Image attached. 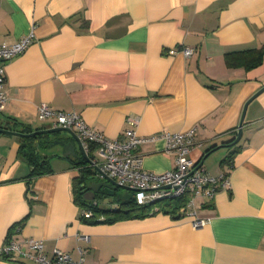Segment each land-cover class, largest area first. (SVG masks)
Returning a JSON list of instances; mask_svg holds the SVG:
<instances>
[{
	"label": "crops",
	"instance_id": "0c3cea01",
	"mask_svg": "<svg viewBox=\"0 0 264 264\" xmlns=\"http://www.w3.org/2000/svg\"><path fill=\"white\" fill-rule=\"evenodd\" d=\"M30 31L31 44L5 64L1 127H53L37 117L41 103L77 112L109 138L130 127L150 135L195 126L191 156L230 184L196 198V215L208 218L199 227L163 211L87 222L75 200V158L54 142L62 133L42 134L48 146L33 138L50 166L34 177L21 136L0 133V248L12 239L26 250L36 238L47 257L59 248L78 260L82 249V264H264V58L249 68L225 59L264 47V0H0V42ZM136 150L146 170L174 165L162 138ZM0 264L34 262L0 254Z\"/></svg>",
	"mask_w": 264,
	"mask_h": 264
},
{
	"label": "built area",
	"instance_id": "2783aa9c",
	"mask_svg": "<svg viewBox=\"0 0 264 264\" xmlns=\"http://www.w3.org/2000/svg\"><path fill=\"white\" fill-rule=\"evenodd\" d=\"M33 41V33L21 37L16 42L7 44L0 42V110L7 103L5 91V64L14 55L24 51ZM185 56L192 53L190 47H182ZM170 53L174 49L169 50ZM40 120L51 119L52 126L71 129L80 140L83 150L90 156L92 168L100 175L113 178L118 183L132 189V198L138 205L154 204L160 199H169L189 195L179 214L192 216L191 225L199 227L208 222V218L198 217L195 206L197 197L212 198L220 187H228L230 182L226 172L218 175L209 174L198 161L191 156L195 145L196 127L181 131L163 130L150 135H139L135 129L126 128L116 138H109L102 132L88 125L75 111L56 109L47 103L37 107ZM135 124V119H130ZM157 138L164 140V151L174 155V165L162 172H153L143 168L142 156L137 147L145 141ZM169 185V187H165ZM154 209H157L154 206ZM81 214L91 217L90 209L81 210ZM81 239L87 241V236ZM26 250H22L16 240L8 239L0 248V254L9 259L17 257L31 258L34 264H82L83 250L79 248L81 257L74 260L69 253L57 248L47 257L41 239H26ZM30 251L34 253L31 254Z\"/></svg>",
	"mask_w": 264,
	"mask_h": 264
},
{
	"label": "trees",
	"instance_id": "16d2710c",
	"mask_svg": "<svg viewBox=\"0 0 264 264\" xmlns=\"http://www.w3.org/2000/svg\"><path fill=\"white\" fill-rule=\"evenodd\" d=\"M264 58V47L255 48V49H245L241 51H234L226 53L225 59L227 65H244L246 68L256 66L262 62ZM43 137V141H40L41 146H48L51 143V140L47 135H36L31 137H21V151L26 156L28 163L32 166V169L29 173L31 177L44 174L50 171L49 166V157L40 156L37 154L32 145L33 138ZM233 141V140H232ZM231 142V141H230ZM215 147L209 149L208 151L214 149ZM229 157H226L221 161L222 163L229 162ZM200 161H198L199 163ZM82 172L83 174H89L90 169H85ZM76 185L74 188L75 200L80 205L81 210L90 209L92 214L91 217L86 218L81 214V219L87 222H114L117 220L134 218V217H144L155 211H163L165 213L171 214L173 217H179V209L186 204L189 199L188 194H184L180 197L169 198V199H160L154 204L148 205H138L133 198L120 201L112 197V204L110 206H102L99 203L103 201L104 194L96 195L94 199H86L83 194L80 192L82 189L81 180L79 175H75ZM156 206L157 209H154Z\"/></svg>",
	"mask_w": 264,
	"mask_h": 264
},
{
	"label": "water",
	"instance_id": "95a60500",
	"mask_svg": "<svg viewBox=\"0 0 264 264\" xmlns=\"http://www.w3.org/2000/svg\"><path fill=\"white\" fill-rule=\"evenodd\" d=\"M252 98L248 99L243 106L239 125H238L237 135L230 144L237 143L241 138L242 124H243L246 108ZM58 132H61L62 136L60 139L54 140V142L62 146L61 153L64 157H68L69 155H72L75 158L73 164L78 169V175L81 180L80 184L82 186L80 192L83 194L84 198L92 200L95 198V194L98 192L106 196L114 197L116 200H120V201H125L132 198V189L129 186L120 184L113 178H110L106 175L100 176L95 172V170L92 168V161L90 156L83 150L80 140L77 138L76 134L71 129L62 126H56V127L38 129L24 133V132L5 129L4 127L0 126V133H11L21 137H31L39 134H50V133H58ZM76 147L78 148L79 153ZM208 153L209 152H207L205 156ZM202 161L203 160H201L198 165H202ZM90 168H91V172L89 174L84 175L83 174L84 172L82 171ZM87 180H89V183H87L86 186L89 190L85 191L86 189L83 185L86 184ZM165 187H169V185H166ZM120 188H122L124 192L121 194H117L116 191Z\"/></svg>",
	"mask_w": 264,
	"mask_h": 264
},
{
	"label": "rangeland",
	"instance_id": "374dc122",
	"mask_svg": "<svg viewBox=\"0 0 264 264\" xmlns=\"http://www.w3.org/2000/svg\"><path fill=\"white\" fill-rule=\"evenodd\" d=\"M39 140H43L44 138L43 137H39L38 138ZM122 192H124V190L122 188L118 189L117 190V194H121ZM103 201H101L99 204L102 205V206H110L112 204V197L111 196H106L103 197Z\"/></svg>",
	"mask_w": 264,
	"mask_h": 264
},
{
	"label": "flooded vegetation",
	"instance_id": "af4514ba",
	"mask_svg": "<svg viewBox=\"0 0 264 264\" xmlns=\"http://www.w3.org/2000/svg\"><path fill=\"white\" fill-rule=\"evenodd\" d=\"M87 181H89V180H87ZM86 185H87V182H86V184H84L83 186H84V187H85V189H86L85 191H88L89 189L87 188V186H86ZM116 192H117V191H116ZM99 194H101V193H100V192H98V193H96V194H95V196H96V195H99Z\"/></svg>",
	"mask_w": 264,
	"mask_h": 264
}]
</instances>
